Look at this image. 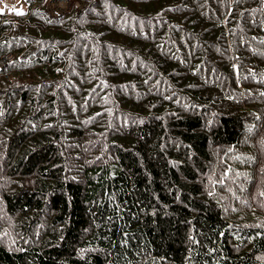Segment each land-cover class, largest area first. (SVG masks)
I'll return each instance as SVG.
<instances>
[{
  "label": "trees",
  "instance_id": "trees-1",
  "mask_svg": "<svg viewBox=\"0 0 264 264\" xmlns=\"http://www.w3.org/2000/svg\"><path fill=\"white\" fill-rule=\"evenodd\" d=\"M3 56L0 264H264V0L30 3Z\"/></svg>",
  "mask_w": 264,
  "mask_h": 264
},
{
  "label": "built area",
  "instance_id": "built-area-1",
  "mask_svg": "<svg viewBox=\"0 0 264 264\" xmlns=\"http://www.w3.org/2000/svg\"><path fill=\"white\" fill-rule=\"evenodd\" d=\"M31 5L41 4L44 5V9L53 16L62 13L69 6V0H30ZM78 2H75V5H78ZM6 57L0 58V65L4 64Z\"/></svg>",
  "mask_w": 264,
  "mask_h": 264
},
{
  "label": "rangeland",
  "instance_id": "rangeland-1",
  "mask_svg": "<svg viewBox=\"0 0 264 264\" xmlns=\"http://www.w3.org/2000/svg\"><path fill=\"white\" fill-rule=\"evenodd\" d=\"M26 11V0H0V13L1 14H14L24 13Z\"/></svg>",
  "mask_w": 264,
  "mask_h": 264
},
{
  "label": "snow or ice",
  "instance_id": "snow-or-ice-1",
  "mask_svg": "<svg viewBox=\"0 0 264 264\" xmlns=\"http://www.w3.org/2000/svg\"><path fill=\"white\" fill-rule=\"evenodd\" d=\"M18 14H22V13H18Z\"/></svg>",
  "mask_w": 264,
  "mask_h": 264
}]
</instances>
